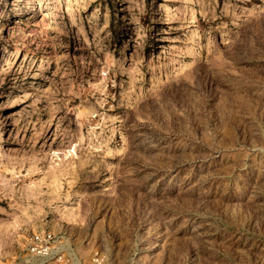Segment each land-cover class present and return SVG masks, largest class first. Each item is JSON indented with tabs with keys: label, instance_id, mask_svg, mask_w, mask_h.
<instances>
[{
	"label": "rangeland",
	"instance_id": "rangeland-1",
	"mask_svg": "<svg viewBox=\"0 0 264 264\" xmlns=\"http://www.w3.org/2000/svg\"><path fill=\"white\" fill-rule=\"evenodd\" d=\"M43 232L264 264V0H0V264Z\"/></svg>",
	"mask_w": 264,
	"mask_h": 264
},
{
	"label": "built area",
	"instance_id": "built-area-1",
	"mask_svg": "<svg viewBox=\"0 0 264 264\" xmlns=\"http://www.w3.org/2000/svg\"><path fill=\"white\" fill-rule=\"evenodd\" d=\"M66 249L67 245L62 242L60 237H57L52 232L35 233L29 240L28 245L25 246L26 255L23 259L25 264H32V259L30 258L32 255L43 259H51L57 254H62ZM62 258L63 256L59 255V259Z\"/></svg>",
	"mask_w": 264,
	"mask_h": 264
},
{
	"label": "bare ground",
	"instance_id": "bare-ground-1",
	"mask_svg": "<svg viewBox=\"0 0 264 264\" xmlns=\"http://www.w3.org/2000/svg\"><path fill=\"white\" fill-rule=\"evenodd\" d=\"M71 219H73V217Z\"/></svg>",
	"mask_w": 264,
	"mask_h": 264
}]
</instances>
